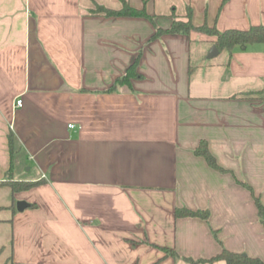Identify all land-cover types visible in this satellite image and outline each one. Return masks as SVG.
Masks as SVG:
<instances>
[{
  "label": "crops",
  "instance_id": "1",
  "mask_svg": "<svg viewBox=\"0 0 264 264\" xmlns=\"http://www.w3.org/2000/svg\"><path fill=\"white\" fill-rule=\"evenodd\" d=\"M126 1L153 21L91 11L121 0H0V183L35 182L0 185V264H190L222 245L264 261V43L208 57L214 35L156 33L188 7L218 31L264 24V0ZM137 56L141 77L114 85Z\"/></svg>",
  "mask_w": 264,
  "mask_h": 264
},
{
  "label": "trees",
  "instance_id": "2",
  "mask_svg": "<svg viewBox=\"0 0 264 264\" xmlns=\"http://www.w3.org/2000/svg\"><path fill=\"white\" fill-rule=\"evenodd\" d=\"M121 1H122V6L119 9H111L97 4L91 11L95 13H104L105 15H113V16H142L153 21V16L148 14L143 8H134L130 6L126 0H121ZM173 17L174 18L168 28L166 29L156 28V33L164 32V31L169 33H181V32L187 33L191 29H197L205 33H208L210 35H214L215 36L214 45L218 49L226 48L230 51L234 46H239L243 48L246 45L252 43H264V24L250 25L246 29L230 28V29H225L223 31H218L215 28V26H208L205 23L196 26L191 21L190 7L187 8L186 19L177 18L175 15ZM137 64H138V56L133 60L131 64L127 66L125 72L116 78L114 85L130 84V80L132 78L141 77V74L137 71ZM262 98L264 99V96ZM8 142L11 148V152H13L15 139L14 136H12V134L8 135ZM194 151L196 154L203 156L206 162L211 167H213L218 171H224V168L218 165L214 156L209 152L206 141L201 140ZM34 184L35 182H31V181H15L11 179L0 183V185H8L12 192L25 189ZM247 187L249 188V186ZM254 199L256 201L259 211L261 212V210L264 208V205H262L259 202L258 197L254 196ZM174 214L176 216H198L207 219L209 212L207 209L192 210L186 207H178L175 208ZM262 222L264 224L263 220ZM161 249L164 250L165 254H170L174 257L178 256V254L170 248L161 247ZM184 259L188 261L190 264H211L219 260H223L226 264H264V261L259 257L250 256L243 252L231 251L225 248L223 245L221 246V250L218 253L210 257L197 258V259L191 257H184Z\"/></svg>",
  "mask_w": 264,
  "mask_h": 264
},
{
  "label": "water",
  "instance_id": "3",
  "mask_svg": "<svg viewBox=\"0 0 264 264\" xmlns=\"http://www.w3.org/2000/svg\"><path fill=\"white\" fill-rule=\"evenodd\" d=\"M218 53V48L215 45H212L209 52H208V57H212ZM27 203L24 200H17L16 202V208L17 210H22Z\"/></svg>",
  "mask_w": 264,
  "mask_h": 264
},
{
  "label": "rangeland",
  "instance_id": "4",
  "mask_svg": "<svg viewBox=\"0 0 264 264\" xmlns=\"http://www.w3.org/2000/svg\"><path fill=\"white\" fill-rule=\"evenodd\" d=\"M259 94H264V90L260 91ZM10 179L13 180L11 177L7 178V180H10ZM7 199H8L7 190L2 189L0 191V203H5ZM16 202H17V200L15 201V204H16ZM3 264H7V262L4 261Z\"/></svg>",
  "mask_w": 264,
  "mask_h": 264
},
{
  "label": "built area",
  "instance_id": "5",
  "mask_svg": "<svg viewBox=\"0 0 264 264\" xmlns=\"http://www.w3.org/2000/svg\"><path fill=\"white\" fill-rule=\"evenodd\" d=\"M21 104H22V99L19 97V98L16 99L15 105L16 106H21ZM69 126H73V124H69Z\"/></svg>",
  "mask_w": 264,
  "mask_h": 264
}]
</instances>
